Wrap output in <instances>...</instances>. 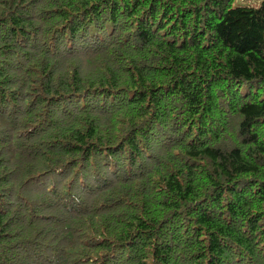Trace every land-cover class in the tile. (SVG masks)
Instances as JSON below:
<instances>
[{"label": "trees", "instance_id": "obj_1", "mask_svg": "<svg viewBox=\"0 0 264 264\" xmlns=\"http://www.w3.org/2000/svg\"><path fill=\"white\" fill-rule=\"evenodd\" d=\"M0 0V264H264V0Z\"/></svg>", "mask_w": 264, "mask_h": 264}, {"label": "rangeland", "instance_id": "obj_2", "mask_svg": "<svg viewBox=\"0 0 264 264\" xmlns=\"http://www.w3.org/2000/svg\"><path fill=\"white\" fill-rule=\"evenodd\" d=\"M262 0H232L230 2L231 7L237 6H249V7H257L260 5Z\"/></svg>", "mask_w": 264, "mask_h": 264}]
</instances>
